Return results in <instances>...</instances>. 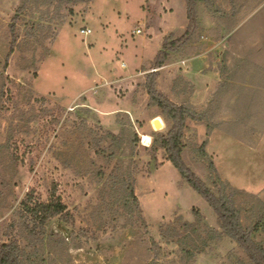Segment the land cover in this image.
<instances>
[{
  "label": "rangeland",
  "instance_id": "obj_1",
  "mask_svg": "<svg viewBox=\"0 0 264 264\" xmlns=\"http://www.w3.org/2000/svg\"><path fill=\"white\" fill-rule=\"evenodd\" d=\"M23 1L0 0V246L17 242L26 249L27 264H149L156 258L162 264H188L192 259L183 249L193 251L202 240L192 227L174 237L167 226L195 223L193 209H198L208 227L219 229L217 216L164 150L152 160L151 145L142 144L152 116L159 114L165 123L158 127L155 120L152 134L170 129L149 101L143 70L153 67L166 33L184 34L189 22L185 0H94L74 6L72 14L56 4H30L17 23L18 41L4 72L9 24ZM215 6L226 12L228 20L221 22L228 31L218 38V20L200 6L204 30L196 46L205 47L212 70L191 75L199 95L192 102V93L187 103L206 116L188 121L182 156L216 192L213 180L219 176L264 202V0H215ZM85 28L92 33L81 34ZM180 60L173 57L166 68L149 70H158L157 88L173 100L174 91H186L185 85L174 84L187 70L173 65ZM214 67L219 87L207 103L198 104L204 100L203 83L214 84ZM131 108L133 117L121 113ZM122 127V146L110 152L103 144L99 154L104 131L118 133ZM130 130L139 137L135 149ZM115 170L133 173L147 228L125 206L121 187L111 188ZM54 189L66 212L41 226L21 202L32 193L31 206L49 203ZM227 195L236 204L242 201L230 188ZM247 220L243 213L244 226ZM256 240L264 244V226ZM247 262L224 237L192 264Z\"/></svg>",
  "mask_w": 264,
  "mask_h": 264
},
{
  "label": "trees",
  "instance_id": "obj_2",
  "mask_svg": "<svg viewBox=\"0 0 264 264\" xmlns=\"http://www.w3.org/2000/svg\"><path fill=\"white\" fill-rule=\"evenodd\" d=\"M93 1L94 0H24L20 7L17 8L15 16L11 19V23L9 24L7 38L10 44V49L4 66V72L9 67V59L14 54L15 44L18 41L17 23L22 20L23 15H26L30 4L35 3L45 7H52V5L56 4V8L60 9L62 7H66L72 14L74 6L78 4L92 3ZM185 2L187 5L189 22L184 34L177 38L171 35L164 40L162 48L155 57L152 65L153 67L151 69H160L164 67L172 60L173 57L187 59L206 52L205 47L198 48L196 46L198 43L197 40L201 38L204 30L203 23L199 15L201 5L205 6L206 11L209 13L211 18L218 20L221 28L218 38H221L219 36L220 34L222 35V33L228 31L227 28H223V26L226 27L227 25L221 22L223 19L224 21L228 20L225 18L227 14L226 12H222V10L219 11L216 6L214 8L215 0H185ZM146 71L148 70H144V72ZM157 73H159L158 70L156 72H149L146 74L147 81L144 87L147 95L149 96V101L153 106L160 109L161 115L169 123L170 129L167 132H154L152 134L153 141L151 147L147 148V150L150 151L152 160L157 159L156 154L159 150H164L166 159L172 163V165L180 173L181 177L195 191H197L213 209L217 216L219 225V229H212L208 227L200 210L193 209V213L196 217L195 223L190 224L185 222L180 227L167 226L168 233L170 232L171 236L179 237L183 229L187 230L185 228L192 227L194 232L202 240V246H197L193 251L190 249H183V251L188 254L190 259H192L190 261L188 260V264L194 263L199 254L209 249L213 242L221 241L224 237L230 238L237 245V247L245 253L248 259L247 264H264V244L256 240L258 233L262 231L264 226V202H262L255 195L247 194L242 190L233 189L228 183H226V181L221 180L219 176H216L213 180L214 186L219 187L218 192H216L185 163L182 154L184 150V132L186 130L187 123L188 121H203L206 114H204V112H199L195 105L187 103L189 96H191V94L196 90V85L192 81L190 74H184L183 71H181L177 76L176 83H174L175 86L177 87L178 84L185 85L186 91L183 93L174 91L173 94L175 100H172L169 96L158 90ZM1 75L2 78H5V74L2 73ZM175 86L173 87V90L176 89ZM125 114L129 116V114ZM123 131V127L120 128L118 133L110 129H106L97 143L98 153H103L101 150L103 144L108 145L105 149L110 152H114L116 147L122 146L124 143ZM130 132V144L132 149H135L139 144V137L135 131L130 130ZM200 152L202 153H199L200 156H204V150H201ZM113 155L114 154L112 153L108 157L113 158ZM209 168L210 170L215 171L213 162H210ZM104 174L105 172L103 171L102 176H105ZM124 174L125 173L119 175L116 170L113 171L110 177V181H112L110 186H112L111 188L114 190L121 187V190L124 193L123 198H126L124 201L125 206L129 207V209L131 207V215L134 217V214H138L140 219L142 217V210L134 190L135 177L133 173H129L128 176ZM218 184H224V186H217ZM226 188L232 189L233 196L242 199L240 204H236L233 197L227 195L228 189ZM55 190L56 189L52 192V197L49 203L31 206V202L33 200V195H31L32 193L28 194L25 200L21 202L23 211L29 213L32 217L34 216L33 218L36 220L39 218L41 226L47 225L52 219L66 212V206L61 203L59 198L56 197ZM243 213H246L248 219L247 221H249V224L247 223L246 226L242 223ZM39 214L42 215L41 218L39 217ZM140 220L142 222L141 227L147 228L148 225L146 221L143 218ZM181 220L178 218L177 222ZM24 225L26 230L31 232L34 231L30 229V224H26L25 222ZM163 229H165V227L162 228L161 234L165 237V233L167 234V232H163ZM152 244L158 246L156 241L153 239ZM25 255L26 249L17 242L12 241L9 243H3L0 246V264H27V258H25ZM149 264L162 263H160L156 258L152 259Z\"/></svg>",
  "mask_w": 264,
  "mask_h": 264
},
{
  "label": "crops",
  "instance_id": "obj_3",
  "mask_svg": "<svg viewBox=\"0 0 264 264\" xmlns=\"http://www.w3.org/2000/svg\"><path fill=\"white\" fill-rule=\"evenodd\" d=\"M150 27V26H149ZM168 33H166L165 35H164V40L167 38V37H169V36H171V35H173V34H171V32H170V34L169 35H167ZM167 35V36H166ZM166 36V37H165ZM174 36V35H173ZM149 37H152L151 35H149ZM164 40H163V42H164ZM148 42V41H147ZM146 45V44H145ZM162 45H163V43H162ZM161 48H162V46H161ZM161 48L159 49V51L161 50ZM159 51L156 53V55H155V57L157 56V54L159 53ZM155 59V58H154ZM154 60L152 59V61H151V63L153 62ZM183 62H184V64H183ZM189 62H193L194 63V68H191V69H189L188 68V63ZM209 62V60H208V57L206 56V53H202V54H200V55H198V56H194V57H191V58H187V59H182V60H180L179 62H176V63H174L173 65H176V64H178V65H183L184 67H186L187 68V70H183V73L184 74H190V75H195V76H199V74H201V73H203V72H207V71H209V70H212V69H210V63H208ZM150 63V64H151ZM166 66V65H165ZM164 66V67H165ZM142 67H144V66H142ZM141 67V68H142ZM163 67V68H164ZM180 67V66H179ZM166 68V67H165ZM179 69H182L181 67L179 68ZM144 70H148V71H146V73H149V70L150 69H147V68H144ZM144 70H143V72H144ZM161 71V70H160ZM212 72V71H211ZM214 73V81H213V85L211 86V84L210 83H208L207 81H206V84L205 83H203V87H202V89H203V93H204V100H202V102L200 101L198 104H202V105H204L205 103H207L208 102V100L210 99V97L212 96V94L216 91V89L219 87V84H220V76H219V73H218V71H217V69H216V67H214L213 68V72H212V74ZM201 93V92H200ZM198 95H199V91L198 90H195V92H194V94H193V96H192V98H190V100L192 101L193 100V97L194 96H196V98L198 97ZM173 96H174V94H173ZM173 100V99H172ZM193 102V101H192ZM133 105V104H132ZM194 105H196L195 103H194ZM133 107V106H132ZM132 108L131 109H128L127 111H125L124 113H127V114H129L131 117H133V115H132ZM136 112V111H135ZM134 115H136V113H134ZM157 119H159V120H161V123H163V126L165 125V123H164V120L160 117V115L159 114H157V115H155V116H152L150 119H148V123H146V125H144V127L145 128H147L146 129V135H149L151 138H152V131H153V128H152V125H153V122L155 121V120H157ZM162 127V126H161ZM166 127V126H165ZM163 131V130H162Z\"/></svg>",
  "mask_w": 264,
  "mask_h": 264
},
{
  "label": "bare ground",
  "instance_id": "obj_4",
  "mask_svg": "<svg viewBox=\"0 0 264 264\" xmlns=\"http://www.w3.org/2000/svg\"><path fill=\"white\" fill-rule=\"evenodd\" d=\"M155 123H158V124H157L158 127H161V126H162L161 120H159V119H157V120L155 121ZM142 138H143V142H144L145 144H148V143H150V141H151V137H150L149 135L143 134V135H142Z\"/></svg>",
  "mask_w": 264,
  "mask_h": 264
},
{
  "label": "built area",
  "instance_id": "obj_5",
  "mask_svg": "<svg viewBox=\"0 0 264 264\" xmlns=\"http://www.w3.org/2000/svg\"><path fill=\"white\" fill-rule=\"evenodd\" d=\"M92 33V31H91V29H88V28H85V29H82L81 30V34H83V35H89V34H91ZM138 33H140V31H138ZM183 64H184V62H183ZM151 143V142H150ZM142 144L143 145H145V146H149V145H151V144H145L144 142H143V138H142Z\"/></svg>",
  "mask_w": 264,
  "mask_h": 264
}]
</instances>
